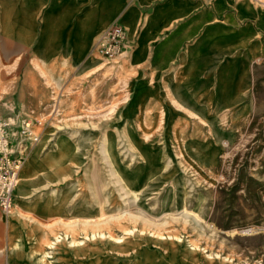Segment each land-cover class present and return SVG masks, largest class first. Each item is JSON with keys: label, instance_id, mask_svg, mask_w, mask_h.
Segmentation results:
<instances>
[{"label": "rangeland", "instance_id": "rangeland-1", "mask_svg": "<svg viewBox=\"0 0 264 264\" xmlns=\"http://www.w3.org/2000/svg\"><path fill=\"white\" fill-rule=\"evenodd\" d=\"M101 1L41 0L35 30L54 7L64 20L57 33L90 35L75 41L86 52L43 59L41 102L9 114L45 122L37 144L48 169L18 180L29 206L57 213L42 216L43 263L264 264V89L260 119L164 114L145 102L127 42L111 57L93 49L115 20L97 22ZM68 8L91 18H71L80 23L72 31ZM87 52L97 65L84 66Z\"/></svg>", "mask_w": 264, "mask_h": 264}, {"label": "crops", "instance_id": "crops-1", "mask_svg": "<svg viewBox=\"0 0 264 264\" xmlns=\"http://www.w3.org/2000/svg\"><path fill=\"white\" fill-rule=\"evenodd\" d=\"M41 8V0L27 5L25 0L0 3V116L12 114L17 105L22 112L41 102L44 86L37 65L43 59L52 62L64 54L77 61L85 55L86 42H75L80 35L57 33L64 20L56 8L44 12L43 27L35 30ZM76 14L69 8L65 12L66 28L71 22L72 31L80 23L71 18L89 20L91 10ZM97 14L99 23L115 19L126 28L125 51L140 69L137 83L145 88L147 104L161 103L164 114L177 119H186L185 111L203 119L218 118L220 113L244 119L250 112L254 119L261 118V0H110L109 4L103 0ZM97 63L87 52L84 66ZM134 102L136 96L124 111L129 112ZM36 144L19 177L21 172L28 178L48 169L50 154L43 150V142ZM17 185L13 194L14 206L15 193L19 196L17 208L8 215L0 211V264H58L57 260L43 263L41 256L42 216L57 213L29 206V200L22 198L26 188Z\"/></svg>", "mask_w": 264, "mask_h": 264}, {"label": "built area", "instance_id": "built-area-1", "mask_svg": "<svg viewBox=\"0 0 264 264\" xmlns=\"http://www.w3.org/2000/svg\"><path fill=\"white\" fill-rule=\"evenodd\" d=\"M125 43L126 29L114 20L98 35L93 49L104 57H111L122 53ZM42 121L16 115L0 116V211L4 215L14 209L13 194L19 173L40 139L45 125Z\"/></svg>", "mask_w": 264, "mask_h": 264}, {"label": "bare ground", "instance_id": "bare-ground-1", "mask_svg": "<svg viewBox=\"0 0 264 264\" xmlns=\"http://www.w3.org/2000/svg\"><path fill=\"white\" fill-rule=\"evenodd\" d=\"M90 54H91V52H89ZM248 230H250L249 228H245L244 229V232H246V231H248ZM99 234V233H98ZM90 236V235H89ZM48 255V254H47Z\"/></svg>", "mask_w": 264, "mask_h": 264}]
</instances>
